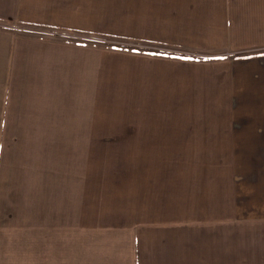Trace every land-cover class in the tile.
<instances>
[{
  "label": "crops",
  "instance_id": "0c3cea01",
  "mask_svg": "<svg viewBox=\"0 0 264 264\" xmlns=\"http://www.w3.org/2000/svg\"><path fill=\"white\" fill-rule=\"evenodd\" d=\"M114 13L111 0H0V22L17 20L81 34L142 36L133 31L141 23L129 16L111 19ZM78 39L73 43L55 35L21 33L0 26V152L7 143L19 146V151L28 149L23 161L28 165L24 167L38 178L35 190H14L5 199L0 197L2 218L11 228L5 231L2 226L3 235L11 239L3 256L14 248L21 250L23 237L18 234L25 231L23 226L34 224L36 239L28 244L37 247L38 264H78L79 181L85 180L90 187L88 178L82 174L78 177L79 143L85 144L94 136L107 137L94 134L97 89L117 91V96L113 92L109 98L118 101L143 100L125 102L124 106L156 107L125 113V119L142 124L134 115L157 114L151 126L157 131H144L139 137H166L169 155L236 153L240 147L247 153L249 146L263 143L259 138L264 137V0H169V45L178 48L171 50L178 56L169 55V65L152 56L98 50L88 36ZM190 50L220 56L179 54ZM163 128H169V135L160 134ZM63 138L74 146L76 165L72 171L63 172V192L56 195L55 179L60 175L55 170L61 154L55 147ZM205 164L194 168L169 162V197H165L169 213H146V217L162 216L170 221L190 216L221 218V181L233 179L234 174L228 170L232 162ZM257 170L262 171H257V177L252 171L249 174L252 186L264 183V177H260L264 168ZM69 171L71 176H67ZM79 193L86 203L91 200L88 190L80 189ZM65 201L71 205L68 211ZM191 207L196 213H190ZM15 227H20L19 231H13ZM125 229L120 230L124 236L118 241L125 246L128 264H152L149 260L153 253L147 252L151 249L144 231ZM30 231L26 232L27 241ZM175 232H169V240ZM116 244L113 250L108 249L112 252L108 256L103 248L99 264H120ZM209 249L215 259V244ZM165 250L161 255L156 251L155 264L178 260L180 253L173 251L170 241ZM146 252L149 260L141 263ZM184 257L185 264L190 263L188 244L181 254V264Z\"/></svg>",
  "mask_w": 264,
  "mask_h": 264
},
{
  "label": "rangeland",
  "instance_id": "374dc122",
  "mask_svg": "<svg viewBox=\"0 0 264 264\" xmlns=\"http://www.w3.org/2000/svg\"><path fill=\"white\" fill-rule=\"evenodd\" d=\"M111 13H114L111 14V19H118L119 15L124 18L129 16L141 23V26L133 31L141 32L142 36H122L113 33H82L84 34L82 35L81 32L34 26L17 20H3L0 26L17 29V32L21 33L55 35L73 43L80 41L78 38L81 36H88V41L98 50L112 49L127 55L152 56L168 61V65L169 55L178 56L171 51L178 48L169 45V0H111ZM179 54L220 56L218 53L195 50ZM113 92L117 96V91ZM113 92L105 89L94 91V134L107 137L94 136L93 139L84 142L85 144L79 143L78 177L82 174L84 178H88L87 183L90 187L87 188L85 180L82 183L79 181L77 201L75 199L78 264H99L103 260V248L108 256L112 253L108 249L113 250L115 242L118 243L114 248L119 254L120 264H128L125 258V246L118 241V237L124 236L123 233H119L121 229L132 227L135 230L141 228L144 231L147 246L151 249L147 252L153 253L149 260L146 252V257L141 258V263L148 259L150 263L155 264L156 251L160 255L165 253V247L169 249L170 241L173 251L180 253L178 260L174 259L173 264H181V254L185 244L190 246V263L188 264H264V183L261 185L259 181L252 186L249 182L250 171L254 173L253 177H257L258 173L262 172L257 170V167L264 168V137L259 138L263 141L261 145L249 146L247 153L244 152L245 147H240L236 153L169 155V139L166 137H139L144 131L147 133L152 130L157 131L156 128L151 127L153 120L158 118L157 114L144 112L134 115L142 124L125 119L127 116L125 113L139 112L142 108L147 111L156 107L124 106L125 102L143 100L118 101L115 98H109ZM110 102L116 103L109 104ZM160 134L169 135V128L160 129ZM5 140L11 142L9 138ZM65 140V138L62 142L57 140L55 147L56 153L61 154L60 164L55 170L60 175L55 179L56 195L63 192L60 186L62 184L60 177L63 172L71 170L76 165L74 146L71 142H64ZM18 148L19 146L10 147L7 143L0 152L2 159L0 160V197L2 200L11 192L14 193V190L23 192L37 188V176L25 169L24 166L28 164L23 163L28 149L19 151ZM249 148L253 152L250 153ZM174 161L184 166L192 165L194 168H198L201 162L202 167L209 162L213 164L232 162L228 170L234 174L233 179L223 178L221 181L223 189L221 218L190 216L174 218L170 221L169 218L162 216L146 217V213L153 216L169 213V203L165 201V197H169V162ZM71 171L67 176H71ZM192 172L195 170H191ZM80 189L88 190V198H91L88 203L82 200ZM134 193L136 196L133 195ZM23 197L25 199V196ZM26 197L30 199L27 194ZM64 205L68 211L70 202L65 201ZM200 205L197 204L198 207ZM190 213H196L195 208L191 207ZM141 214L143 217H140ZM3 216L4 211L0 212V235H3V227L5 231L11 229L7 227ZM36 226L31 224L30 227H26L25 225L23 226L25 231L18 234L23 237L21 250L24 254L20 249L14 248L11 254L3 256L7 242L10 244L11 239L7 234L0 236L2 247L0 264H23V262L38 264L37 247L28 244L33 243L34 238L36 239L34 237L37 235ZM19 228L15 227L12 230L19 231ZM27 230H31L28 241L26 240ZM173 230H177V233L175 232L169 240V232ZM214 244L215 259H213V251L209 249ZM138 260L140 261L139 257ZM183 264H185V257Z\"/></svg>",
  "mask_w": 264,
  "mask_h": 264
}]
</instances>
